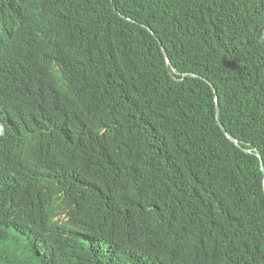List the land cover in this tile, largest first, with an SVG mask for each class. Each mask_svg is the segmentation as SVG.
<instances>
[{
    "label": "trees",
    "instance_id": "obj_1",
    "mask_svg": "<svg viewBox=\"0 0 264 264\" xmlns=\"http://www.w3.org/2000/svg\"><path fill=\"white\" fill-rule=\"evenodd\" d=\"M261 161L264 0H0V264H264Z\"/></svg>",
    "mask_w": 264,
    "mask_h": 264
},
{
    "label": "water",
    "instance_id": "obj_2",
    "mask_svg": "<svg viewBox=\"0 0 264 264\" xmlns=\"http://www.w3.org/2000/svg\"><path fill=\"white\" fill-rule=\"evenodd\" d=\"M162 50H163V52L166 54V50H165V48H164L163 46H162ZM191 75H193V74H191ZM214 92L216 93V90H214ZM219 124H220L221 128L223 129V131L227 134V136H228L232 141L236 142L235 138H234L231 134L227 133L226 129H224L223 125H222L220 122H219ZM245 150H246V151H249V150L246 149V148H245ZM257 155H258V154H257ZM261 168L264 169V168H263V163H262V161H261Z\"/></svg>",
    "mask_w": 264,
    "mask_h": 264
}]
</instances>
